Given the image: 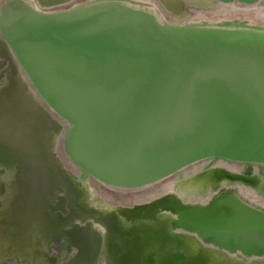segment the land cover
Segmentation results:
<instances>
[{
  "label": "water",
  "instance_id": "1",
  "mask_svg": "<svg viewBox=\"0 0 264 264\" xmlns=\"http://www.w3.org/2000/svg\"><path fill=\"white\" fill-rule=\"evenodd\" d=\"M126 2L85 1L51 11L26 0H0V140L7 141L5 132L12 129L7 142L13 138L19 152L29 154L22 159L35 152L40 160L14 158L0 167L4 194L14 198L10 212L20 209V197L37 201L32 185L23 183L50 181V201L62 191L57 180L66 172L51 142L60 127L54 116L69 127L65 149L72 163L115 187L139 188L209 160L264 167V29L244 22L160 21ZM214 170L222 169L207 168L193 179ZM233 179L236 185L250 181ZM211 186L204 191L214 194L202 203L168 193L122 210L156 223L164 217L163 234L153 233L152 244L160 240L159 250L168 241L173 244L158 252L165 256L158 260L154 248L146 251L134 240L128 262L193 264L196 259L183 251L190 242L233 264H264V190L258 205L232 183ZM46 195L44 212L66 205L64 197L59 208ZM12 235L0 231V243ZM102 243L92 223L75 224L60 245L71 257L52 256L49 262L101 264ZM32 250L29 245L0 250V264H47ZM197 262L207 264L205 257Z\"/></svg>",
  "mask_w": 264,
  "mask_h": 264
},
{
  "label": "bare ground",
  "instance_id": "2",
  "mask_svg": "<svg viewBox=\"0 0 264 264\" xmlns=\"http://www.w3.org/2000/svg\"><path fill=\"white\" fill-rule=\"evenodd\" d=\"M28 1L32 6L36 8L39 7V4L35 2V0H26ZM85 1H94V0H83ZM144 2H139L136 0H127V4L138 7V8H144L148 9L149 11L153 12L158 20L160 21H167V22H173L169 21L163 18L162 13H166V7L168 8H177L180 6L179 2L182 3L181 0H143ZM184 1V0H183ZM213 7L219 8L216 10H220V12H214L209 13V16H211V21H182V22H189V23H196V24H209V25H218L222 23H247L250 26L258 27L264 29V0H259L256 3L252 4H246V3H237V2H221L219 0H211L213 2ZM82 2H76L72 3L70 5H67L66 7H74L75 5L82 3ZM190 2V1H188ZM166 3V4H165ZM225 5H224V4ZM189 4V3H188ZM228 8V11L222 12V8ZM63 8H52V10L57 9H63ZM214 8V9H215ZM214 9H206L202 6L200 7H191L188 11L193 14V11H206ZM215 11V10H214ZM183 13V12H181ZM178 15V14H177ZM236 16V17H235ZM221 17H233L231 19H226L223 21H215L216 19H220ZM245 17H253L255 20L260 21L259 23H252ZM215 21V22H213ZM33 92V88H30ZM35 93V92H34ZM38 98V96L36 95ZM25 104V103H24ZM24 109V107H23ZM51 115V114H50ZM54 116V115H53ZM51 115V117H53ZM54 119H56V122L59 123L60 127L53 134V139L51 140L53 145V150L56 152L57 156L60 158L59 162L64 166H66L67 171L72 173V175L76 176L78 179H80L79 182L82 184L83 188V199L85 206L87 208L93 209L94 214H107L111 213L112 210L116 207V205H140L144 204L150 201H153L165 194L173 193L177 197H179L182 200H189V201H195V202H205L212 194H214V190H209L207 193L204 191L207 187H212L211 185L216 187L222 186H229V183H232L233 186L237 183L235 182L233 178L242 179V181H248L247 183L238 184L233 187L236 191L239 189L241 191L240 194L244 196L246 199H248L250 202L254 204L260 205L261 200V192L264 190V167L263 166H247V165H240V164H232L229 162H216L213 163L211 160L204 161L202 163H198L197 165L190 166L174 175H171L167 178H164L162 180L156 181L155 183H151L139 188L134 189H127V188H120L115 187L106 183H103L83 171H81L77 166H75L72 161L69 159L66 149H65V136L69 129L67 125L64 124L62 126L60 120L54 116ZM19 123V122H18ZM56 126H58L56 124ZM63 128V130H62ZM10 131L5 132V136L7 137V141L9 140V136H13L14 132L11 131L12 129H9ZM12 132V134H11ZM4 132L0 133L1 135ZM49 134V133H48ZM0 135V139H2ZM51 135V134H50ZM1 141L0 140V167H6L9 166L10 161H14L16 159H19L21 161H27L32 162V164H40V160L34 156L36 153L33 152L32 158L31 156L26 159H22V155H29L26 151H23L22 153L19 152L20 145L13 141ZM7 142V143H6ZM51 142L48 141V145L51 146ZM38 151V150H37ZM36 151V152H37ZM35 153V154H34ZM28 157V156H24ZM22 163V162H20ZM43 163V162H42ZM214 164V165H213ZM207 168H219L225 171V173L222 170H218L212 173H208L205 176H197L193 179L194 175L196 173H200ZM8 174L10 176L11 172L10 169L7 170ZM192 179V180H191ZM226 179V180H225ZM246 179V180H245ZM46 180V179H44ZM189 180L187 183H183L184 181ZM13 181V180H12ZM16 182V180H14ZM25 181V180H21ZM20 181V183H22ZM39 181V182H38ZM38 182V183H37ZM42 179H33L32 183H23L27 187H30L32 185L31 191L36 196L37 201L33 203V208H30L29 202L30 199H26L21 209H14L13 212L6 213L7 216L10 217L6 221H3L0 223V231L2 233H5L7 236L9 235V230L12 232V237L7 242H1L0 243V250H4L7 247H13L16 249L25 247L26 245H22V243L18 240L20 237L24 236L26 238L27 235H30L29 233L32 229V231L35 232V228L37 226L30 222L28 219V216H25V214L28 213L29 208L33 212V215L35 214V221L38 225V228H41L43 230L47 226H44L47 224L46 222V215L43 210L41 200H43L45 196V192H49L53 185L51 186L50 181H47L43 183ZM17 183V182H16ZM19 184V183H18ZM29 184V185H28ZM245 184V185H243ZM20 187V184L18 185ZM239 186V187H238ZM22 188V187H21ZM44 191V192H43ZM23 191L21 190L18 192L21 194ZM217 192V190H216ZM207 195H204V194ZM8 208L9 206L6 205ZM4 210V209H3ZM21 210V211H20ZM6 210H4L5 213ZM23 215V216H22ZM37 216V217H36ZM22 217V218H20ZM92 224L94 226H98V228L104 232L106 229H104L102 222L92 219ZM124 225V224H122ZM44 226V227H43ZM11 227H14L18 233H14L13 229H10ZM125 229V228H123ZM137 229V228H136ZM133 230V229H132ZM141 229L138 228L137 231H140ZM161 231V230H160ZM154 233V231L152 230ZM150 232L148 236H143L144 238H139L141 234H137V237L141 244L145 246L146 251H150L151 248H154L156 255L164 254V252H167L171 249V246H173L172 241H168L167 245H164L160 248H158L159 243L153 241V233ZM108 237L107 232L105 238ZM156 243V244H155ZM3 248V249H2ZM43 251V249H41ZM183 251L185 252V255L190 259H196L194 260L193 264H201L200 261L201 258L205 257L207 264H233V262L228 261L226 258L222 257L219 254H213V253H207V251L200 250L197 246L194 244H191L190 242L186 243V246L183 247ZM192 259V260H193ZM238 263V262H236ZM243 262H239L238 264H242ZM103 264H106L104 261ZM247 264V262L245 263Z\"/></svg>",
  "mask_w": 264,
  "mask_h": 264
},
{
  "label": "flooded vegetation",
  "instance_id": "3",
  "mask_svg": "<svg viewBox=\"0 0 264 264\" xmlns=\"http://www.w3.org/2000/svg\"><path fill=\"white\" fill-rule=\"evenodd\" d=\"M82 1L83 0H36L37 4H39V6L43 9H49L51 7L52 8H63L72 3L82 2ZM136 1L144 2L143 0H136ZM181 1L182 3L179 2L180 4L179 7L175 9L166 7L167 13H164V14L161 11L163 18L169 21L180 20V21L212 22L211 16H209V13L220 12V10L219 11L216 10L219 8L213 7L214 1L211 2V0H184V1L181 0ZM63 2L64 3L66 2V4H64ZM200 6L206 9L215 8L214 9L215 11L214 10L213 11L211 10L197 11V12L193 11V14H191L190 11L187 13H185L184 11V9L186 8L189 9L191 7H200ZM181 8L182 10H180ZM228 10H229L228 8H225V7L222 8V12H225ZM231 18L233 17H221L220 19H216L215 21H223V20L231 19ZM245 18L248 19L252 23L260 22L258 20H255L253 17H245ZM1 53L2 51L0 47V55ZM60 167H63V165L62 166L60 165ZM62 169H64V172H66V174H63L60 171L61 176L57 180L58 188H60L62 191L61 192L57 191L55 197L51 201H50L51 197H48L50 192H45V194H47L46 198H49L50 204L56 205L60 203L59 208H62L63 203L62 201L59 200V197L61 196L65 198L66 205L63 207V209H59L58 212L56 213L45 211L47 224L44 226H47V227L44 228L43 230H41L42 226L41 228H38V225L35 221V214L33 215V212L29 210V208L26 209V211L28 210V213L25 214V216H28L29 217L28 220L34 223L37 226V228H35V232L32 231L31 229V231L29 232L31 234L27 235L26 238L22 236L18 240L22 243V245L32 246V249H33L32 256L33 257H35L36 259L43 260L47 264H51L49 262V259H50L49 257H52V256H55L58 259H63V260L70 258L71 255L68 252L60 249V245L62 246L63 239L65 237V231H67L71 226L75 224H80V226L84 227L87 225V223H93L92 219H95V220H98L104 223L103 227L104 229H106V231L102 232L98 228V226H94L92 224V226H94V228L100 231L103 236L102 249L100 252L101 264H103L104 261L107 264H113L114 260H119L121 264H130L128 262V259H129V253H130L131 246H128V245L132 244L133 243L132 241L134 240L139 241V239L137 238L139 237L137 236L138 233L141 234L139 238H144L143 236L145 237L148 236V233L150 234L152 230L154 231V233H157V234H154L156 237L162 236L163 232L161 229L164 225L163 221L166 220L164 217L157 216L159 220H158V223H156L155 219L149 218L150 216L147 218L145 214L144 216L141 217L139 215L132 216L129 213H122L124 212L122 211L124 209H132L133 207H136V206L148 205L152 201L144 203V204L132 205V206L131 205H116V207L112 210L111 213H107V214L101 213V215L98 213L95 215L93 212V209L87 208L84 202L82 201L84 194H83L82 184L81 182H79L80 179H78L76 176L72 175V173L67 171V168H65V166ZM3 180L4 179H0V223L3 221L7 222V219L10 217V215L7 216L6 213L7 211L11 209L10 207L14 199L12 198V196L9 197L4 194L5 193L4 190H6V185L3 182ZM15 197H19V196H15ZM24 198L26 197L18 198V201L20 199H23L22 201L20 200L21 207L23 206L22 202L26 200ZM7 203L9 206L8 208L6 207ZM29 205L31 209H34L32 202H29ZM3 209L6 210L5 213H2L4 212ZM117 225H121L122 228H120L119 226L116 227ZM136 228L137 229L140 228L141 230L137 231ZM10 229H13L14 233L16 232L18 233L17 231L18 229L16 230L14 227H11ZM106 232H107L108 237L105 238ZM133 233H135L134 236H132ZM157 243L161 245L160 240H158ZM41 249H43V251ZM170 252L174 253V250H171ZM170 252L168 254H170ZM156 257H159V256L156 255ZM163 257L165 256H161V258L159 257L158 260H162ZM19 261L21 262L22 259L19 258Z\"/></svg>",
  "mask_w": 264,
  "mask_h": 264
},
{
  "label": "rangeland",
  "instance_id": "4",
  "mask_svg": "<svg viewBox=\"0 0 264 264\" xmlns=\"http://www.w3.org/2000/svg\"><path fill=\"white\" fill-rule=\"evenodd\" d=\"M186 18V17H185ZM176 19V18H175ZM10 234V233H9ZM8 238L10 237L9 235L7 236Z\"/></svg>",
  "mask_w": 264,
  "mask_h": 264
}]
</instances>
